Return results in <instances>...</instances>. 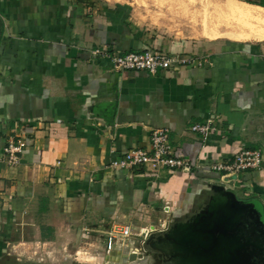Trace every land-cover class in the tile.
Here are the masks:
<instances>
[{
  "label": "crops",
  "instance_id": "0c3cea01",
  "mask_svg": "<svg viewBox=\"0 0 264 264\" xmlns=\"http://www.w3.org/2000/svg\"><path fill=\"white\" fill-rule=\"evenodd\" d=\"M234 1L264 12V0ZM144 26L128 5L109 0H0V153L13 136L30 144L20 166H0V236L19 233L31 247L40 240L46 252L22 264H191L194 254L206 264L208 252L218 264L202 228L232 212L214 186L246 203L233 218L247 227L245 239L264 237V162L230 183L201 169H112L129 151L149 150L158 129L176 157L196 166L229 163L243 149L264 153V41L226 36L197 45ZM97 50L189 61L154 76L117 72ZM208 122L207 135L192 131ZM114 225L168 230L153 233L132 262L134 246L105 251ZM87 231L89 257L81 250ZM248 251L250 264H264L263 242Z\"/></svg>",
  "mask_w": 264,
  "mask_h": 264
},
{
  "label": "built area",
  "instance_id": "2783aa9c",
  "mask_svg": "<svg viewBox=\"0 0 264 264\" xmlns=\"http://www.w3.org/2000/svg\"><path fill=\"white\" fill-rule=\"evenodd\" d=\"M95 55L110 57L112 69L117 72L138 71L149 75H157L167 72L177 65H186L189 60L174 58L162 52L147 50L144 52H131L127 54L109 55L107 51H95ZM209 122L192 127L193 132L207 135L210 131ZM151 147L146 149H134L123 157L112 162L114 171L129 172L134 169L157 172L161 169L168 171L191 173L194 169H201L207 173H217L222 181L227 183L237 181L239 176L248 171L260 169L264 162V153L260 150H241L229 163H212L208 166H196L189 159L178 158L173 154L169 134L166 130H154L151 134ZM30 144L27 138L10 137L7 145L0 153V166L18 167L22 163L23 156ZM169 210V206H167ZM168 212V211H167ZM160 231L155 227L143 228L134 232L130 226L114 225L112 229L104 232L105 251L110 255L119 248L135 247L133 254L145 255L146 243L149 237ZM88 238L90 231H87Z\"/></svg>",
  "mask_w": 264,
  "mask_h": 264
},
{
  "label": "rangeland",
  "instance_id": "374dc122",
  "mask_svg": "<svg viewBox=\"0 0 264 264\" xmlns=\"http://www.w3.org/2000/svg\"><path fill=\"white\" fill-rule=\"evenodd\" d=\"M109 1L113 3L128 5L133 11V15L135 16L137 22L145 25L144 28H149L157 34H163L162 36L168 37L170 39L178 37L188 42L202 45V43L210 44L215 40L205 35V31L207 30L219 31L222 34L221 37H225L228 32H243L241 31L243 27H238L240 26L239 22L241 21V18L235 16L232 12H229L228 9H216L215 7V4L218 5V7H222L223 5L228 3L227 1L230 0H196L194 4H190L186 0ZM225 224L223 226H219V228L217 229L218 233L220 231V236L216 238L214 237L213 241L208 243V250H211V248L214 246L219 251L220 257H217L218 264H250L251 260L250 258L247 260V254H240L237 250H235V246L232 247L233 245L231 244L226 245L229 239L224 236L225 233H221V231H223L226 226ZM158 229L160 230V232H163L168 230V226L165 227L164 225L161 229L159 227ZM156 235L157 234L152 235V237L148 241V244L154 240ZM259 236L260 235H257L256 242H263L264 244V237ZM23 241L24 240L19 233H17V237L15 236V238L7 237L6 233L4 235H1L0 264H22L23 262L30 261L32 257L37 258L35 260H43L41 254H45L46 252L41 246H39L43 244L42 242H40V240L34 243L35 246L32 247L24 244ZM84 244L85 245L81 250L83 251V253H85L83 254L84 256L89 257L87 249L91 248L90 245L92 243H90V239L88 238L87 241L84 242ZM210 246L212 247L210 248ZM83 255H77L75 253L73 259H77V261L79 262H88L89 260L86 259ZM165 256L166 258H168L167 255ZM199 257L200 256L194 254L193 257L190 258V263L200 264ZM215 257L216 254L208 252L207 259H211V261H214ZM224 258L227 259L225 260ZM211 261L208 260L207 263L214 264Z\"/></svg>",
  "mask_w": 264,
  "mask_h": 264
},
{
  "label": "water",
  "instance_id": "95a60500",
  "mask_svg": "<svg viewBox=\"0 0 264 264\" xmlns=\"http://www.w3.org/2000/svg\"><path fill=\"white\" fill-rule=\"evenodd\" d=\"M213 189L222 194V197L225 198L226 201V207L228 210H230L232 212L231 215H233L231 217V215L229 216V214L224 213L223 211L220 212V215L217 214V216L213 215L212 218H208L205 219L206 221H204V225L202 228V233L203 235L208 239V242H212L214 237L212 236L215 232H217V229L219 228V226H223L225 223V228L223 229V231H221V233H225V237H227L229 240L226 243V245H233L232 247L235 248V250H237L240 254H247V260L251 257L250 253H248L250 247L255 248L257 247V242H252L251 241H247L245 239V237L242 235V231H244L245 229H247L246 226H244V223L242 222H237L236 220H233V218L235 219V216L237 215L239 218H242V214L246 211L245 209H247V205L245 202L241 201L238 196L236 195V193L234 191H230L225 189V187L222 186H214ZM215 213V212H213ZM258 220V219H257ZM233 223H238L239 224V229L238 231L239 234H237L236 228L233 226ZM257 224L260 225H264V222H262V220L259 218V220L257 221ZM257 229H259L257 227ZM220 232V231H219ZM241 233V234H240ZM223 245V244H222ZM222 249V248H221ZM248 251V252H246ZM219 257H220V253L218 251ZM144 257V255H137V254H132L130 255V260L136 261L138 259H142ZM225 260L227 258H224ZM223 260V259H222Z\"/></svg>",
  "mask_w": 264,
  "mask_h": 264
},
{
  "label": "bare ground",
  "instance_id": "6f19581e",
  "mask_svg": "<svg viewBox=\"0 0 264 264\" xmlns=\"http://www.w3.org/2000/svg\"><path fill=\"white\" fill-rule=\"evenodd\" d=\"M186 1L189 2L190 4H194L196 0H186ZM202 1H206V0H202ZM215 7L216 9H228L229 12H232L235 16L241 18V21L239 22L240 26L238 27H243V29H245V31H243L241 34L228 32V34H226L225 37L230 36L236 39L247 38V39H254L257 41H264V15H263L264 12L260 13L253 11L251 10L250 7L246 5H240V3L238 4L234 0H230L227 4L223 5L222 7L221 6L218 7V5L215 4ZM205 34L211 38H219L222 36L221 32L219 31L207 30L205 31Z\"/></svg>",
  "mask_w": 264,
  "mask_h": 264
},
{
  "label": "flooded vegetation",
  "instance_id": "af4514ba",
  "mask_svg": "<svg viewBox=\"0 0 264 264\" xmlns=\"http://www.w3.org/2000/svg\"><path fill=\"white\" fill-rule=\"evenodd\" d=\"M259 258H258L257 262H263L264 261V255H261Z\"/></svg>",
  "mask_w": 264,
  "mask_h": 264
}]
</instances>
